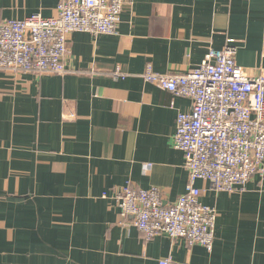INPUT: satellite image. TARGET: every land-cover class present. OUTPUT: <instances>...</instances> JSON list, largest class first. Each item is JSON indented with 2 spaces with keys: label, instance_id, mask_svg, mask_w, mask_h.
Segmentation results:
<instances>
[{
  "label": "crops",
  "instance_id": "crops-1",
  "mask_svg": "<svg viewBox=\"0 0 264 264\" xmlns=\"http://www.w3.org/2000/svg\"><path fill=\"white\" fill-rule=\"evenodd\" d=\"M58 3L0 0V21L54 18ZM228 40L238 66L264 74V0H125L115 35L68 36L65 75L0 71V264H264V179L233 193L196 182L216 210L210 253L145 241L114 200L126 184L165 206L184 193L173 136L192 102L140 76L182 74Z\"/></svg>",
  "mask_w": 264,
  "mask_h": 264
},
{
  "label": "built area",
  "instance_id": "built-area-1",
  "mask_svg": "<svg viewBox=\"0 0 264 264\" xmlns=\"http://www.w3.org/2000/svg\"><path fill=\"white\" fill-rule=\"evenodd\" d=\"M124 6L125 0H59L54 18L35 14L0 21V71L65 75L68 36L115 35ZM233 44L228 40L223 50L209 49L198 67L182 74H158L148 65L140 76L192 102L189 113L177 115L173 136L188 173L184 193L168 206L157 188L126 184L114 196L119 216L131 218L145 241L167 236L210 253L216 210L201 203L196 182L233 193L254 177L264 179V74L250 77L238 66ZM111 77L117 81L128 75L116 66ZM158 264L175 263L168 258Z\"/></svg>",
  "mask_w": 264,
  "mask_h": 264
}]
</instances>
